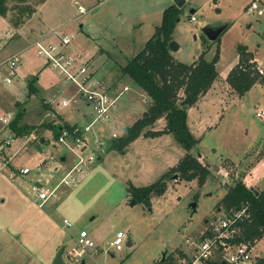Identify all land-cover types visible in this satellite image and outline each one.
<instances>
[{"label":"rangeland","instance_id":"rangeland-1","mask_svg":"<svg viewBox=\"0 0 264 264\" xmlns=\"http://www.w3.org/2000/svg\"><path fill=\"white\" fill-rule=\"evenodd\" d=\"M165 1L47 0L39 5L34 0L28 4L39 7L16 28L12 24L17 12L9 11L5 18H0V46L4 57L21 55L20 78H14L10 86L0 85V116L9 114L13 120L22 112V123L34 127L62 123L61 117L81 129L90 124V110L82 100L75 98L66 107L60 105L62 99L74 94L75 88L58 81L56 74L44 67L43 60L30 48L41 34L61 29L71 40L64 52L77 65L85 64L102 83L116 82L117 87L108 90L112 97L120 93L110 120L93 121L90 129L83 132L85 140L91 147L95 138H111L113 134L120 137L125 128L143 116L149 105V99L121 74V69L160 24V8ZM184 1L178 8L179 21L172 34V41L179 45L177 51L171 52L175 62L192 64L207 46L210 49L204 59L211 61L217 46L216 71L223 76L236 65L238 45L253 51L254 60H264L262 19L254 14L248 16L245 11L251 0ZM78 7L85 13L80 14ZM193 15L194 22L190 21ZM250 22L252 25L248 26ZM205 25L227 27L215 41L209 42L201 29ZM35 75L37 92L29 95L27 83ZM255 81L256 87L238 97L225 79L215 80V91L203 95L200 104V100L197 102V115L211 129L201 128L200 134L195 128L191 130L200 136L193 135L198 143L191 154L208 166L211 178L198 186L196 180L186 182L170 173L165 178V193L151 197L149 206L135 202L128 190L155 183L185 155L170 135L140 136L124 152L113 149L98 155L94 164L85 169L78 185L60 187L56 199L44 207L34 202L32 187L39 183L47 188L46 182L48 186L56 185L73 165V156L47 130L12 139L1 157L2 161L7 160L6 166L1 167L0 161V264H53L60 249H63V263L72 264L66 252L76 247L80 230H86L96 240L97 253L86 257V264H159L162 255L173 258L172 263L176 264L186 240L193 241L204 228V221L216 215V205L228 187L240 175L244 180L248 168L264 156V120L252 114L264 105V80ZM47 82V87L50 83L58 86L56 91L44 92L42 86ZM124 87L127 91H123ZM196 112L188 115V120ZM164 125L163 119L158 120L153 130L160 131ZM7 135L14 138L9 125H0V141L4 142ZM63 156L65 163L61 161ZM225 159H243L239 171L235 168L230 173L231 165ZM215 164L227 176L214 172ZM22 168L30 172L21 175ZM259 181L257 187H264V178ZM131 201L134 205H130ZM192 203L195 211L190 207ZM64 219L71 227L64 226ZM117 231L126 235L120 251L110 246ZM255 248L256 261L264 259V238L255 243Z\"/></svg>","mask_w":264,"mask_h":264},{"label":"trees","instance_id":"trees-1","mask_svg":"<svg viewBox=\"0 0 264 264\" xmlns=\"http://www.w3.org/2000/svg\"><path fill=\"white\" fill-rule=\"evenodd\" d=\"M34 0H0V18H5L9 11L17 12V19L13 22L16 28L23 20L30 18L35 11L28 2ZM46 0H38L42 4ZM9 3H12L9 6ZM179 9L171 5L167 7L151 37L145 42L143 48L122 67L121 74L128 77L136 84L141 92L149 99V105L143 116L132 126L124 129L120 137L112 140L110 150L124 152L129 144L138 137L155 138L162 135L173 137L177 145L184 150V156L176 165L163 174L155 183L146 187H129L128 192L135 202H143L149 206L151 197H160L165 193V178L169 174H177L180 180L191 182L196 180L197 185H203L211 178L208 166L200 162L191 154L196 148L198 139L193 136L187 123V112L194 107L198 99L205 95L218 78L216 62L219 59V47L211 61H206L204 55L210 47L199 54L192 64L175 62L168 48L172 41V33L178 21ZM253 54L245 46H237V62L225 78V82L238 97L246 94L256 83L257 76L250 63ZM37 75L28 80V94H36L34 83ZM23 113L19 112L9 124L14 135L13 139L28 135L39 130L50 131L57 141L62 131L72 135L76 126L66 123L40 124L37 127L22 123ZM163 119L164 128L154 131L153 126L158 120ZM61 120V119H60ZM247 208L248 217L241 222V238L243 241L256 243L264 238V192L255 194L250 191L243 181V176H238L227 192L216 205V210L229 212ZM173 258H164L159 264H172ZM256 264H264V259L257 260Z\"/></svg>","mask_w":264,"mask_h":264},{"label":"built area","instance_id":"built-area-1","mask_svg":"<svg viewBox=\"0 0 264 264\" xmlns=\"http://www.w3.org/2000/svg\"><path fill=\"white\" fill-rule=\"evenodd\" d=\"M80 14H84L85 10L78 7ZM248 16L254 14L262 19L264 26V2L261 0H251L246 7ZM195 16H191L190 21L194 22ZM70 38L64 34L61 29L53 30L48 34L41 35L36 39L30 48L33 49L37 57L43 60V66L53 71L60 80L70 84L75 88V92L71 97L64 98L60 101L61 106H68L72 100L78 98L85 102L90 110L89 116L92 118L90 124L84 129L75 127L72 135L66 131H62L58 138V144L68 151L74 159L73 165L66 170L60 181L54 185L43 188L40 186L32 187L34 194V202L38 207H44L49 201H54L60 187L71 188L78 185L82 179L85 169L94 164L95 159L100 155L101 150L105 146V139L113 140L116 136L113 134L111 138H95L89 147L83 136L84 131H88L93 121L108 122L112 112L115 110V102L120 93L112 97L109 91L102 85L101 81L95 78L94 73L88 70V67L77 65L75 60L64 52V49L70 44ZM253 64L252 70L257 78L264 80V60L257 61L252 59L249 61ZM21 63V55L14 54L10 56L3 55L2 46H0V85H12L14 78H20L19 64ZM127 91V87L123 88ZM254 117L264 120V105L252 112ZM11 115L6 114L0 116V125L7 127L11 122ZM8 129H5L7 132ZM10 135L6 136V140L0 141V161L2 166H6L7 160H1L4 148L13 142ZM30 172L27 168L20 169L21 175ZM248 217L247 208L241 210H231L228 213L220 210L213 218L204 221V228L193 241L186 240V245L182 249V253L178 255L176 264H256L255 243L243 241L241 238V222ZM66 227H71L70 222L63 220ZM126 235L122 231L116 232L110 246L115 251L123 248V241ZM75 248L66 252V257L70 263H80L85 257L96 252L95 242L89 236L86 230H80L75 239ZM174 264V263H172Z\"/></svg>","mask_w":264,"mask_h":264},{"label":"crops","instance_id":"crops-1","mask_svg":"<svg viewBox=\"0 0 264 264\" xmlns=\"http://www.w3.org/2000/svg\"><path fill=\"white\" fill-rule=\"evenodd\" d=\"M47 1V0H46ZM45 1V2H46ZM262 2H264V0H261ZM44 2V3H45ZM251 2V1H250ZM43 4V3H42ZM167 5V6H166ZM171 5H174L173 4V2H172V0H167V1H165L164 2V4H163V6H161V8H160V10H162V12H161V18H162V13H163V11L167 8V7H169V6H171ZM37 7H39V6H37ZM37 7H35V11H36V9H37ZM164 7V8H163ZM34 11V12H35ZM194 13V11H191V13ZM192 13V14H193ZM161 18H160V23H161ZM191 18V17H190ZM178 21H179V19H178ZM195 21H196V18H195ZM160 25V24H159ZM159 25H157V26H159ZM251 26L252 25V22H250L249 24H248V26ZM157 26H155L154 27V30H155V28L157 27ZM205 26H208V27H210L209 25H205ZM226 26V25H225ZM227 27V26H226ZM154 30H153V32H154ZM153 34V33H152ZM152 34H150V35H152ZM173 34V33H172ZM42 35V34H41ZM151 37V36H150ZM150 37H148V38H150ZM147 38V39H148ZM173 39V38H172ZM146 42V41H145ZM145 44V43H144ZM178 49H179V45H178V47H177ZM177 49V50H178ZM176 50V51H177ZM249 51V50H248ZM97 52H99V50L97 49ZM252 54H253V51H250ZM170 53H171V51H170ZM198 54V53H197ZM254 59V58H253ZM233 68V67H232ZM230 72V71H229ZM54 73V72H53ZM55 74V73H54ZM228 74H226V75H223V76H220L219 74H218V79H225L226 78V76H227ZM57 76V75H56ZM21 77H25V75L24 74H21ZM58 77V81H60V79H59V76H57ZM56 82H57V80H56ZM38 83H39V81H38ZM102 83V82H101ZM114 83H116V82H114V81H111V82H109L108 84H105L104 82L102 83V85L107 89V90H109V87H112V88H116L117 86L114 84ZM57 84H58V82H57ZM39 86L41 85V84H38ZM53 84L52 83H50V87H47L48 86V82L47 83H45V86H42V90L45 92V91H47V90H49V93L50 92H53L54 90L56 91V89L58 88V86H56V85H54V86H52ZM214 86H215V81H214V83H213V86L211 87V89L206 93V94H209V92H211V91H215V89H214ZM257 86V85H256ZM255 85L253 86V87H256ZM53 87H56V88H53ZM252 87V88H253ZM44 88H47L46 90L44 89ZM68 89L70 90V91H72V89L70 88V87H68ZM251 90V89H250ZM73 92V91H72ZM202 97V96H201ZM200 97V98H201ZM198 99V101L200 100V102H199V104L201 103V99ZM199 104L198 103H196L195 104V106L194 107H192V108H190L189 110H188V112H187V116L188 115H190L191 113H193L194 111H197L196 112V114L195 115H193L192 116V118L193 119H189V120H187V123H188V127H189V130H190V132H191V134H192V131L191 130H194V128L196 129V132H197V134L199 133L200 134V132H202V130H201V128L203 129L204 128V130L206 131V129L207 130H209V129H211V127L209 126V125H207V123H206V121L203 119V118H201L199 115H197L198 113H199V111H198V108H199ZM87 106V105H86ZM57 112V111H56ZM60 113H58V115H59ZM89 114H90V111H89ZM88 114V115H89ZM61 119V121H62V123H66V124H69L65 119H63L62 117L60 118ZM195 123L196 122V125H193V123ZM199 124H201V125H199ZM69 125H71V124H69ZM203 126V127H202ZM195 135V134H192V135H195L197 138L199 137L200 138V136L199 135ZM162 136H165V135H162ZM161 137V136H160ZM195 137V138H196ZM157 138V137H156ZM45 142V140L43 139L42 140V143H44ZM38 151H40V148H38ZM199 156V155H198ZM203 156L200 154V156H199V158H201L204 162H206L203 158H202ZM225 160H227V159H225ZM243 160V159H242ZM242 160H234V161H232L231 159H228L227 161H228V164L229 165H231V166H229L230 168L228 169V171L230 172V173H233V171H234V169L236 168V170H238L237 168H238V166H241V162H242ZM66 162V156H65V161H62V163H65ZM226 162V161H225ZM209 165V164H208ZM174 166V165H173ZM172 166V167H173ZM215 166L218 168L217 169V171L218 172H220V173H222L223 175H226L227 176V174H226V171H224L225 173H223V171L221 170V166H219L218 164H215ZM234 166V167H233ZM237 166V167H236ZM214 167V166H213ZM212 167V168H213ZM233 167V168H232ZM232 168V169H231ZM224 170H226L225 168H224ZM216 171V170H215ZM214 171V172H215ZM239 171V170H238ZM236 174H238L237 172H236ZM245 174V173H244ZM243 174V175H244ZM245 177H244V183H245V185L247 186V188H249V189H251V188H254L258 193L259 192H264V187H261V188H258L257 187V185L258 184H260L261 182L259 181V180H261V179H263L264 178V156L263 157H260L257 161H255L254 162V164L252 165V166H250L249 168H248V172L244 175ZM38 185H39V183H38ZM58 194H59V192H58ZM48 203H52V201H49ZM48 203H46V204H48ZM45 204V205H46ZM44 205V206H45ZM118 232V231H117ZM90 236V235H89ZM90 237H92V236H90ZM94 238V237H93ZM75 239V238H74ZM94 242L96 241L95 240V238L94 239H92ZM127 245H131V242H130V240H128V242H127ZM95 246H96V242H95ZM97 253V250H96V252H94L93 254H96ZM92 254V255H93ZM92 255H89V256H85L81 261H80V264H86V257H92Z\"/></svg>","mask_w":264,"mask_h":264},{"label":"water","instance_id":"water-1","mask_svg":"<svg viewBox=\"0 0 264 264\" xmlns=\"http://www.w3.org/2000/svg\"><path fill=\"white\" fill-rule=\"evenodd\" d=\"M184 2H185L184 0H173V4L177 8H180L184 4ZM225 28H226L225 25H219V26H211V27L204 26L201 29H202V32H203L204 36L206 37V39L209 42H212V41H215L220 36V34L222 32H224ZM177 47H178V45L174 41H171L168 44V48L171 52H175L178 49ZM104 142H105V146L101 150L100 155H105L112 147V141L111 140L105 139ZM198 155L200 156V154H198ZM61 161H65L64 156L61 158ZM212 169H213V171H215V170L217 171L218 168L216 166H214ZM37 186H40V185L37 184ZM250 191L254 192L255 194H258V192L254 188H251ZM130 205H134V201H131ZM190 207L193 211H195L196 207H195L194 203L190 204ZM127 246H129V245H127ZM62 253H63V249H60V251L57 253V255L53 261V264H64L62 261ZM162 259H164V255H162Z\"/></svg>","mask_w":264,"mask_h":264}]
</instances>
